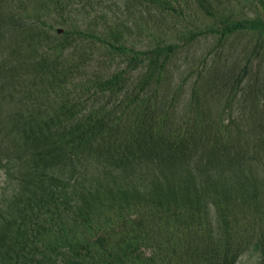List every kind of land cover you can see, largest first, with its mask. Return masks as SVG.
<instances>
[{"label": "trees", "instance_id": "trees-1", "mask_svg": "<svg viewBox=\"0 0 264 264\" xmlns=\"http://www.w3.org/2000/svg\"><path fill=\"white\" fill-rule=\"evenodd\" d=\"M170 1L0 0V264H264V227L247 235L237 200L242 178H264V90L249 97L248 68L195 49L241 30L264 57V17ZM237 123L253 133L241 143Z\"/></svg>", "mask_w": 264, "mask_h": 264}, {"label": "rangeland", "instance_id": "rangeland-1", "mask_svg": "<svg viewBox=\"0 0 264 264\" xmlns=\"http://www.w3.org/2000/svg\"><path fill=\"white\" fill-rule=\"evenodd\" d=\"M174 6H179L178 9H182L187 14L189 13V9L193 7V10L197 11L199 13V17H204L207 20H210L211 13L216 14L215 17H221V19L228 21H236L244 18H253L256 14H259L264 17V0H216V2L212 3L211 8H198V4L195 0H175L170 1ZM131 17H133L136 21L141 22L140 17L138 14L134 11V9L131 7ZM160 17V16H159ZM162 19H167V17H164ZM193 17L186 18V21L192 20ZM143 23V22H142ZM59 27V26H57ZM56 27V28H57ZM60 28V27H59ZM172 29V28H171ZM171 29H157L159 33L167 32L170 35H175L174 31L172 32ZM135 34L137 32L133 31ZM137 36V35H136ZM141 35L138 37L140 39ZM137 40V37H136ZM138 43V40H137ZM139 44V45H138ZM136 44V49L143 50L144 45H140V43ZM254 45V38L249 35H246V32L238 30L231 34H227L224 41L220 44H218L215 37L209 38V40L204 41V43L200 46H196V50L198 49H211L215 48V52H220L221 57L219 58L222 62L227 61V65H225L222 69L223 72L228 71L233 63H236L237 68H248V75L244 85H245V92H248L249 97L253 96H259L261 91L264 90V57L255 59L254 57L250 56L251 48ZM250 58V59H249ZM212 59L215 60V55L212 56ZM190 56L184 52L181 57L179 58L176 66H182L185 65V63L190 62ZM183 70V67L180 69V71ZM186 72H184V75ZM23 73H19L18 77L23 76ZM237 87H235L236 89ZM234 89V90H235ZM229 94V93H228ZM226 100V97L224 98V101ZM11 101V100H10ZM221 101L220 103H215L214 106H211L210 112L213 113V116L219 115L220 117L227 118L228 112L226 110V101ZM236 105L234 106V109H236ZM18 109L17 104L13 101H11V105L9 107V111L15 112ZM222 110H226L223 113ZM246 123V122H244ZM232 132L235 138L234 142L241 143L240 141L244 140L245 138L251 137L253 133H249L247 130V125H240L237 123L233 128ZM240 133V136H239ZM264 140V134L260 135V138ZM264 141H262L260 144L262 145ZM260 146V145H259ZM0 148L3 149V145L0 143ZM6 148H12V145L8 142H5L4 149ZM3 149V150H4ZM21 151V148L19 144L16 142L15 145V151ZM253 150V149H252ZM12 156H14V153L12 152ZM261 158L263 159V154L261 153ZM84 161V159H82ZM89 164L90 162L83 164L82 162H77L75 165H73V169L78 172L80 176V180L90 178L92 175V170H90ZM261 164L264 166V159L261 160ZM70 169L66 170V175H70L73 173V171H69ZM4 178L5 174L3 171L0 172V191L4 184ZM247 178H242V181L245 185V191L242 193V195H239L237 197L240 214H238L241 217L240 220V226L241 229L247 232V235H251V238H254V233L260 232V227H264V216L262 218H259L258 215H256V219L254 217V212L252 210L253 204L256 205H264V190L260 186L259 183H264V178L258 180L257 182H251V180L245 181ZM251 178V177H250ZM79 180V181H80ZM257 189L255 191L256 194H252V189ZM248 194V195H247ZM243 200V201H241ZM246 202V203H245ZM245 203V204H244ZM259 218V219H258ZM253 251H248L244 253L238 260L237 264H257L258 256Z\"/></svg>", "mask_w": 264, "mask_h": 264}, {"label": "water", "instance_id": "water-1", "mask_svg": "<svg viewBox=\"0 0 264 264\" xmlns=\"http://www.w3.org/2000/svg\"><path fill=\"white\" fill-rule=\"evenodd\" d=\"M58 33H61V30H59V32Z\"/></svg>", "mask_w": 264, "mask_h": 264}]
</instances>
